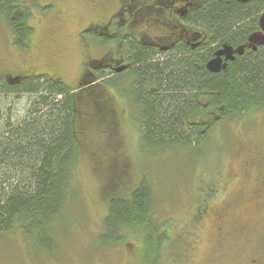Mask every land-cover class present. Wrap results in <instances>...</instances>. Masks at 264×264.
Masks as SVG:
<instances>
[{
  "label": "rangeland",
  "instance_id": "374dc122",
  "mask_svg": "<svg viewBox=\"0 0 264 264\" xmlns=\"http://www.w3.org/2000/svg\"><path fill=\"white\" fill-rule=\"evenodd\" d=\"M56 4L49 15L59 10L60 17L43 16L38 24L36 13L31 20L37 36L26 51L9 45L0 16V77L16 75L12 72L44 76L63 83L74 96L79 151L77 192L69 202L73 213L66 234H60L50 255L30 249L19 231L0 235V264H137L142 249L139 235L129 232L125 244L108 247L100 245L99 237L107 200L126 196L142 180L152 191L158 221L169 230L162 264H249L261 258L264 205L257 203L260 194L253 193L256 180L246 162L252 150L264 154V114H248L225 129L217 126L199 153L175 150L155 159L140 156L139 131L119 95L97 88L100 83L82 88L77 83L82 62L116 50L113 43H92L86 50L78 32L87 24H104L118 11L119 0H56ZM45 30H51L55 42L38 40ZM84 37L101 41L92 34ZM35 100L24 94L0 96L1 119L25 118Z\"/></svg>",
  "mask_w": 264,
  "mask_h": 264
},
{
  "label": "trees",
  "instance_id": "16d2710c",
  "mask_svg": "<svg viewBox=\"0 0 264 264\" xmlns=\"http://www.w3.org/2000/svg\"><path fill=\"white\" fill-rule=\"evenodd\" d=\"M262 3L223 1L193 12L191 22L211 36L199 49L181 46L155 56L125 41L129 72L97 88L115 91L126 110L130 108L131 123L139 131L140 156L155 159L175 150L199 153L217 126L225 129L248 114H264V47L245 50L217 73L205 66L212 47L244 41L256 26ZM11 23L17 40L22 39V19ZM15 94L36 100L21 120L0 116V235L19 231L30 249L50 255L60 234H66L73 213L69 202L77 192L74 96L66 85L44 76L31 75L16 85L0 80V96ZM252 151L246 166L254 176L264 166V154ZM101 232L102 247L125 244L129 232L139 235L142 249L137 264H162L169 230L158 221L145 180L126 196L107 200Z\"/></svg>",
  "mask_w": 264,
  "mask_h": 264
},
{
  "label": "flooded vegetation",
  "instance_id": "af4514ba",
  "mask_svg": "<svg viewBox=\"0 0 264 264\" xmlns=\"http://www.w3.org/2000/svg\"><path fill=\"white\" fill-rule=\"evenodd\" d=\"M223 1H234L246 5L254 0H125L124 2L119 0L118 11L104 24H87L77 34V39L80 40L86 50L87 47L88 49L92 48V43L97 46L108 43L116 45L114 56L105 53L101 59H87V61L82 62L83 71L78 78V85H81L82 88L88 84L90 87L93 83H102L116 76L120 78L127 74L130 70V59L128 50L124 46L125 41L131 45L136 44L149 49L155 56L169 54L181 46L190 50L204 47L210 42L211 36L205 32L202 25L192 23L190 15L208 4ZM54 7H57L56 0H0V16L5 24L4 31L9 45L20 48V50H29L28 42L34 41V37L37 36L35 27L30 24L31 20L36 18L35 14L38 13L39 16L36 21L38 24L41 23L42 17L49 15L55 9ZM49 9L51 11H48ZM7 10L10 11L9 14H6ZM41 13H46V15ZM60 14L61 12L58 10L54 15H49L48 18H58ZM17 19L23 21L22 39L19 40H17L16 31L11 23ZM85 34L94 35L101 40L100 43L99 40L96 42L93 39L88 41L84 37ZM52 35L51 30H45V33H42V39L38 38V40L47 43L55 42ZM225 46L232 48L233 51L242 47L241 54L245 50L254 52L258 48L264 47V0L256 15V26L246 33L244 41L235 45L222 43L219 47H212L214 49L212 57L207 63L214 59L216 54L221 52ZM236 56L239 54L233 53L231 55L233 60ZM220 59L225 67L228 62L233 61L225 60V55L220 56ZM12 73L16 75L0 77V80L8 85H16L28 78L26 74ZM260 170L253 176L256 180L254 186L259 185L257 189L254 188L253 193L257 191L255 193L260 194V200L257 203L264 205V166L260 167ZM249 264H264V253L261 258L252 259Z\"/></svg>",
  "mask_w": 264,
  "mask_h": 264
},
{
  "label": "water",
  "instance_id": "95a60500",
  "mask_svg": "<svg viewBox=\"0 0 264 264\" xmlns=\"http://www.w3.org/2000/svg\"><path fill=\"white\" fill-rule=\"evenodd\" d=\"M242 47L237 48L235 51L232 50V48L230 47H223L222 51L216 54V57L212 60H210L207 64H206V68L207 70H209L210 72H214L217 73L220 70L225 69V65H222V61L220 59V56L225 55V60H233V58L231 57V55L233 53L236 54H241L242 53Z\"/></svg>",
  "mask_w": 264,
  "mask_h": 264
}]
</instances>
